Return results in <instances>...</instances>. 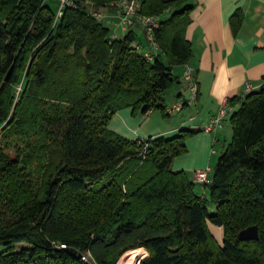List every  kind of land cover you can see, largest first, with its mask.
I'll return each mask as SVG.
<instances>
[{"label":"trees","instance_id":"16d2710c","mask_svg":"<svg viewBox=\"0 0 264 264\" xmlns=\"http://www.w3.org/2000/svg\"><path fill=\"white\" fill-rule=\"evenodd\" d=\"M70 1L58 16L61 2L0 0V264H116L145 248L142 264H264V82L229 100L239 105L233 135L207 199L172 169L194 130L131 140L109 126L127 107L170 114L176 100L165 95L181 81L173 67L193 55V6L139 0L146 16L182 6L150 36L142 22L128 25L144 26L154 51L132 28L112 35L84 4L120 0ZM232 23L237 31L239 12ZM210 224L224 229L222 244ZM255 225L258 239L240 238Z\"/></svg>","mask_w":264,"mask_h":264},{"label":"crops","instance_id":"0c3cea01","mask_svg":"<svg viewBox=\"0 0 264 264\" xmlns=\"http://www.w3.org/2000/svg\"><path fill=\"white\" fill-rule=\"evenodd\" d=\"M187 3L193 6L185 36L192 46L193 55L189 63L196 70L199 88L197 98L188 99L185 98L186 91H176V97L170 98V102L181 97L189 103L179 111L176 122L166 128L150 127L152 114L156 110L147 113L140 111L134 116L130 107L117 111L109 126L131 140L169 135L183 128L194 130L196 133L186 140L187 152L173 160L172 169L188 172L191 180L196 183V190L199 191L200 187L197 189V186H201L200 193L204 196L207 187L196 180L195 172L209 168L211 180L215 145L221 143L222 151L224 150L227 145L226 137L233 133L230 117L239 105L234 106L229 102L232 111L216 130L206 131L204 127L218 112L224 100L244 96L248 84H251L252 90H256L264 82V0H187ZM84 4L100 15V22L102 18L108 24L109 19L118 20L115 29L121 27L126 33L131 28L136 32L137 28H143L146 35L144 26L140 23H137V27L123 23V7L120 4H110L104 8H96L90 2ZM180 7L173 5L155 18L167 19ZM236 12L241 14V24L237 31L232 23ZM103 24L109 27L108 24ZM140 41L142 48L149 50L141 39ZM149 44L151 50L156 51L152 42ZM177 68L180 69L179 72ZM183 71L184 64L173 67V73L181 78L178 83L186 87L182 80ZM215 228L217 232L222 230L220 226Z\"/></svg>","mask_w":264,"mask_h":264},{"label":"rangeland","instance_id":"374dc122","mask_svg":"<svg viewBox=\"0 0 264 264\" xmlns=\"http://www.w3.org/2000/svg\"><path fill=\"white\" fill-rule=\"evenodd\" d=\"M48 3L52 6V8L54 10H56L57 7L59 6L60 0H48ZM117 21L118 20L109 19L110 24H108L107 21L104 18H102V22L109 25V27L111 29V34L115 35L117 33L115 36L120 38V37H123L125 35V33L122 31L121 27L115 29V27H117V24H116ZM134 26L137 27L138 25L135 24ZM106 27H108V26H106ZM142 29L143 28H137V37L144 42V44H145L147 49H151V45L149 44V42L147 40V37H146V35H145V33L143 32ZM114 30H116V32ZM176 70L179 72L180 69L177 68ZM24 83H25V79L21 80L19 84L14 86V90L16 91L15 93H16L17 96H18V92L21 91L22 85ZM184 86L185 85H182L181 83H178V82L175 83L169 89V91L166 93L165 102H167L170 105V103H172L173 101L170 102L169 99L176 97V94H177L176 91H181V92L182 91L183 92L186 91L185 95H187V97H185V98H188V99L191 98V92ZM178 115H179V112H175V113H172L170 115H167V114H165L163 112L162 109H157L155 111V113L152 114V120H151L150 127L163 126L164 128H166V127H168V126H170V125H172V124H174L176 122V119L178 118ZM2 127L3 126L0 127V130L2 129ZM179 131L180 130H177L175 133H172V134H169V135H165V136L166 137L174 136ZM232 135H233V133H230V135H228L226 137L227 144L231 141ZM3 146H4V144H3ZM222 149H223V146H222L221 143H218V144L215 145V153L216 154H214V158H213V160H214L213 161L214 168H215V166L217 164V161H218V158H219V156H220V154L222 152ZM14 151L15 150L12 147L11 148H6V152L7 153H12L13 154ZM130 160L131 161L129 163V167H130V170H133L135 167H137V165H138L140 160L138 158H136V157H134V158H132ZM212 174L213 173H211L210 176H212ZM138 177H139V175L136 176V178H138ZM199 187H200V189L202 188L201 186L198 185L197 189H199ZM200 189H199L198 192L201 191ZM204 196L207 199H210L211 195H210V189L209 188L206 189V192H205ZM211 210L214 211V207L212 205H211ZM105 212H106V208L100 209V213H99L100 215H99L98 218H101V220H103ZM209 226H210V230H211L212 234L215 236L216 240L219 243L222 244V241H223V238H224V229L222 228V230L220 232H217V230L215 228L216 225L210 224ZM0 249H2V247H0ZM128 253H129L128 251L126 253H124L123 256L118 260V262L116 264H142L143 259L145 257H147L148 254H149L148 251L146 250V248L145 249H140V251L138 253H136V254L132 253V254L128 255Z\"/></svg>","mask_w":264,"mask_h":264},{"label":"built area","instance_id":"2783aa9c","mask_svg":"<svg viewBox=\"0 0 264 264\" xmlns=\"http://www.w3.org/2000/svg\"><path fill=\"white\" fill-rule=\"evenodd\" d=\"M61 6L58 11V16L62 14V9L65 5H71L70 0H60ZM139 0H120L113 4H120L123 7L122 10V20L126 25L133 24L136 20L142 22L147 28L149 36L151 35L152 29L157 26L158 21L154 16H146L139 13ZM182 79L186 84L187 89L191 92V99L197 98L198 95V82L196 78V70L194 66L190 63L184 64V71L182 74ZM252 89L251 84L247 85L245 93ZM189 101L185 98L177 99L168 107V113H174L181 111ZM232 108L230 106L229 100H224L218 112L213 115L209 123L204 127L206 131H214L220 127L225 120V118L231 113ZM147 147V145H146ZM210 169H199L195 172L196 180L198 182L207 184L210 182L209 178Z\"/></svg>","mask_w":264,"mask_h":264},{"label":"water","instance_id":"95a60500","mask_svg":"<svg viewBox=\"0 0 264 264\" xmlns=\"http://www.w3.org/2000/svg\"><path fill=\"white\" fill-rule=\"evenodd\" d=\"M212 184H209V187L212 188ZM240 238L241 239H249V238H254L258 239L259 238V233H258V228L257 226H251L247 228L245 231L240 233Z\"/></svg>","mask_w":264,"mask_h":264},{"label":"bare ground","instance_id":"6f19581e","mask_svg":"<svg viewBox=\"0 0 264 264\" xmlns=\"http://www.w3.org/2000/svg\"><path fill=\"white\" fill-rule=\"evenodd\" d=\"M140 251V249H137V250H135V251H129V253H128V255H130V254H136V253H138ZM128 257V256H127Z\"/></svg>","mask_w":264,"mask_h":264}]
</instances>
